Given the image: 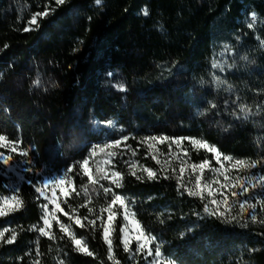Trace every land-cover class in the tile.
Instances as JSON below:
<instances>
[{
    "label": "trees",
    "instance_id": "obj_1",
    "mask_svg": "<svg viewBox=\"0 0 264 264\" xmlns=\"http://www.w3.org/2000/svg\"><path fill=\"white\" fill-rule=\"evenodd\" d=\"M46 8L49 14L30 25L32 15ZM252 13L257 20L250 29ZM26 26L32 30L23 31ZM261 40L264 0H102V5L0 0V134L18 141L36 170L63 172L73 166L69 175L76 192L62 199L61 207L86 227L64 213L59 220L94 253L74 251L56 222L55 239L39 235L41 202L35 182L25 181L18 193L22 207L0 217V231L8 229L5 237L13 230L17 236L12 245L0 242V264H145L143 255L131 259L124 250L120 215L111 238L114 260L108 259L99 221L93 227L83 220L106 218L101 209L111 196L100 184L109 187L110 181L89 184L79 162L102 140L125 137L109 149L122 174L121 186L112 187L165 256L176 264H264V226L242 227L206 215V201L188 195L175 175L155 169L157 179L137 178L127 169L137 158L155 167L139 149L148 136L200 139L237 159L264 157ZM221 46L228 47L231 67L218 86L211 61ZM210 103L217 107L210 109ZM240 104L251 109L247 119L233 115L242 117ZM187 149L194 163L213 160L210 152ZM103 160L97 148L94 177Z\"/></svg>",
    "mask_w": 264,
    "mask_h": 264
},
{
    "label": "snow or ice",
    "instance_id": "obj_2",
    "mask_svg": "<svg viewBox=\"0 0 264 264\" xmlns=\"http://www.w3.org/2000/svg\"><path fill=\"white\" fill-rule=\"evenodd\" d=\"M57 5H63L66 0H55ZM97 5H102V0H95ZM49 14L47 8L44 12L36 13L32 15L29 24L30 25H37L38 17H45ZM143 15L148 16L149 12L147 9L143 11ZM252 23H249L247 26L248 28H254L255 22L257 20V16L255 13L251 14ZM32 30L31 27H25L23 31L28 32ZM261 45L264 46V40L260 41ZM7 47V45H5ZM226 50H227V46ZM247 59V57H244ZM231 67V65H228ZM212 68H220L222 71L224 68L221 66L219 62L213 60ZM109 76L113 74L111 72L108 73ZM214 80L217 82V85L221 83H225L221 81L219 77H214ZM36 85H39V80L34 82ZM118 90L126 91V88L122 84L115 85ZM231 87L230 85L228 86ZM217 105L214 103H210V109L216 108ZM207 111V110H206ZM239 112L242 113V117L237 115L235 112L233 113L237 119L243 118L247 119L249 114L251 113V109L247 107V105L240 104L239 105ZM203 115L204 113H200ZM127 139L126 137L124 138ZM153 141H159L163 143L164 141L168 140V137H150L148 138ZM184 138H175L173 143L176 145H180ZM190 142L193 146L199 145L202 148L207 149L209 152L215 154V159L218 164H220L219 168L211 169L210 161L204 160L199 164L193 163L191 168L193 171L199 170V174L195 177V187L194 188H186L187 194L190 196H199L202 200L205 198V190H207V196L211 197L209 203L204 204L203 212L210 216L214 217L217 220H220L224 223H240L242 227L248 226V221L250 220L252 223L258 222L264 224V218H258L257 208L259 207L260 213H264V173L256 174L252 173L250 175H237L235 177H231L227 174V168L225 167L223 161H233V158L230 156L222 155L218 149L214 146H210L207 144L206 141H200L194 138H189ZM18 141H10L6 135L0 134V148L10 149V154L5 155L4 152H0V163L4 166H10V161H12L13 156L11 153H18L20 157L27 158L29 156V152L27 150H18ZM120 141H114L112 143H107L103 146L97 145L93 146L90 151V157L85 158L82 162H79L80 169L83 172L84 176L88 177V183L91 185L100 184L101 180H109L110 186L104 187L103 184H100L104 194L106 196L110 195L111 199L107 203L106 207L101 209V212L107 213L106 220L102 216H96L94 219H88V217H83V220L87 221L88 225L95 227L97 225V221H99V226L102 228V238L107 245L108 249V259L114 260L115 257L113 255V241L111 239V234L114 231L113 222L116 220L117 216L120 214V210H123V220L125 222L129 219V212L127 208V201L126 198L123 197L121 194L117 193L114 189L119 188L121 186L122 174L119 171H112L111 175L107 171H102V169L98 166L96 171L100 173L98 177H94L90 168V158L96 155L97 148L100 149L101 152L107 148H113L118 146ZM171 150V147L169 148ZM109 159L112 158V153L106 154ZM184 155H187V152H184ZM155 159V157H153ZM25 162L29 165L33 164L31 159L25 160ZM159 163V161H157ZM257 167L264 168V158L260 160H245V159H236L231 165V168L237 173H251L253 169ZM205 169L212 170L216 173H219L223 176V182L218 179H214L211 181L203 180ZM26 172L32 173L34 171L33 167H28L24 169ZM144 171L147 173L148 179H157V173L152 169L145 168ZM73 172V166H69L63 175L60 176H50L45 178L41 181H38L36 184H33V181L29 179L27 182L29 184H33L35 187V191L39 193L41 196L45 197L48 200V203L43 205V215L41 217L43 221V226L38 228V232L40 236L48 237L49 239H55L52 235V222L53 220L59 225V229L62 233H65L70 239L72 244L74 245V251L80 252L85 254L89 257L94 256V253L89 250V247L85 241L76 237V235L71 231L70 226L66 225L65 223L60 222L59 218L57 217L56 213L63 212L65 216H68L69 220H72L73 217L69 215L68 212H65L64 209L61 207L60 203H57L56 197V189L61 188L65 184H68L71 187V182L67 180V176ZM185 169L183 167L180 168V173L183 175ZM39 173L37 172V175ZM136 175L135 172L132 173ZM139 178V177H137ZM165 179L168 177L165 176ZM20 179H24V177H20ZM213 185H218L219 187L215 189L216 195H214ZM184 187V186H182ZM45 189L52 190V197L49 198L45 194ZM13 195L11 196H4L3 202L0 203V217H5L9 214V212H15L22 207V201L20 200L18 194V188H13ZM72 192H76L75 188H72ZM78 194V193H77ZM63 195L69 196L71 192H64ZM219 197V198H217ZM243 197V198H241ZM49 204L53 205V209L51 213H49L48 208ZM211 205V206H210ZM75 209H72V212H75ZM89 213L92 212V209L89 208ZM250 213L247 216L246 214ZM199 215V213H197ZM163 222V221H161ZM134 228L125 231V227L120 229L122 233V244L123 248L126 252L131 251L130 245L135 242L136 249L135 253L137 254H146L147 257H151L148 264H176L174 260L169 259L164 255L162 252L161 245L156 243L153 246V242L155 240L150 234L145 233L138 222H133ZM75 224L79 225L81 228L86 227L80 217H75ZM33 230L36 229V226H32ZM8 229L0 231V242H4L7 245H12L16 239L15 230L12 231L10 237H5V232ZM130 232H135V235H131ZM183 235V234H182ZM63 238V237H61ZM38 244V240H37ZM37 255H40L39 249L37 247ZM34 264H38L34 262ZM60 264H64L61 260ZM116 264H119L116 261Z\"/></svg>",
    "mask_w": 264,
    "mask_h": 264
},
{
    "label": "rangeland",
    "instance_id": "obj_3",
    "mask_svg": "<svg viewBox=\"0 0 264 264\" xmlns=\"http://www.w3.org/2000/svg\"><path fill=\"white\" fill-rule=\"evenodd\" d=\"M221 47H223V46H221ZM230 55L231 54L228 50V47H227V50H226V47H223V49L219 48L214 53L211 62H213V60H216L224 68L223 71L220 68H215V69L213 68V71L215 72V75L217 77L220 78L224 74H227L228 70L230 69V67H228V65H230V57H231ZM150 137H164V136H148V137L144 138L143 141H141L142 143L139 146V149H141V153L143 154V157L150 158L152 160V162L155 163V167L152 168V167L148 166L147 164H145V162L142 161V158H140V159L137 158V159L132 160L130 162V164L127 166L128 171L131 174L133 172H135L136 173L135 176H137L139 178H148L147 173L144 171V169L147 168V169H152L154 171H155V169H157L164 175H168V174L169 175L170 174L175 175L177 177L179 183L181 184V186H184L183 188L185 190H186V188H194L195 187V177H196V175L199 174V170H196V171L192 170L191 165L194 162L190 160L189 151H188L187 147H191L193 150H196V151H200V150H205L207 152H209V151L205 148L200 147L199 145L193 146L191 144L189 138H184L180 145H176L175 143H173V140L175 138H172V139L169 138L168 140L164 141L163 143H160L158 140L153 141V140L148 139ZM194 139H196V138H194ZM197 140H200V139H197ZM114 141H120L119 145H121V143L125 142V139L111 140V141L102 140L100 143L96 144L95 146H97V145L103 146L107 143H112ZM200 141H203V140H200ZM118 146H115V147H118ZM170 147H171V150H169ZM19 149L20 148L18 146V150ZM109 149L110 148L104 149V151L102 152L104 155V160L102 163V170L107 171L109 173V176H110L111 172L116 171V170L113 167L112 158L109 159L106 155L107 153H109ZM185 151L187 152L186 156L184 155ZM0 152H4L5 155H8V154H10V149L0 148ZM212 154H213V160L210 161L211 169L219 168L220 164L217 163V161L215 159V154L214 153H212ZM11 155L13 156V159H12V161H10V166H4L2 163H0V203L3 202L4 196H6V195L11 196L14 194L12 191V189L14 187L18 188V193H19V189H20L22 183L25 181H28L29 179H31L36 184L38 181H41V180L48 178L50 176H60V175H63L65 173V171L57 172V171H54L53 169L48 168V167H45L41 170H36L34 168V162L32 165H29L25 162V160L31 159L30 156H28L27 158H23V157H20L18 155V153H11ZM89 157H90V155L87 158H89ZM153 157H155V159H153ZM232 158H233V161H223L225 167L227 168V174L231 177H235L237 175H250L252 173H256V174L264 173V168H261V167H257L256 169H253L251 173H237L231 168L232 163L237 158H234V157H232ZM261 158H264V157H260L257 160H260ZM92 161H93V157L90 158V168H91V171L93 174ZM157 161H159V163H157ZM196 164H199V163H196ZM30 166L34 168V171L32 173L26 172L24 170ZM181 167H183L185 169V172L183 173V175H181V173H180ZM37 172L39 173L38 175H37ZM20 177H24V179L22 180V179H20ZM214 179H218L221 182H223V176L222 175H220L219 173H216L212 170L205 169L203 180L211 181ZM67 180L69 182H71V187H69L68 184H65L61 188H58L55 190L56 191V197H57V203L61 204V200L65 199L67 197V196L63 195L64 192H71L72 188H74L73 181H72V178L70 177V175L67 176ZM218 187H219L218 185H213L214 195H216L215 189ZM18 193H16V194H18ZM37 194H38V198L41 202L42 215H43V205L45 203H48V200H46L45 197L41 196L39 193H37ZM45 194L49 198H51L53 195L51 189H45ZM217 198H219V197H217ZM241 198H243V197H241ZM204 200L206 201V203H209L211 200V197L207 196V190H205ZM127 208H128V212H129V219L127 222H125L123 220V222H124L123 227H125V225H126L125 231H129V230L133 229L134 228L133 222H138V220L135 216V213L132 210V207L130 206V204L128 202H127ZM52 209H53V205L49 204V208H48L49 213H51ZM60 213H63V212L56 213L58 218H59ZM257 214H258V218H264V213H260L259 207L257 208ZM119 215L123 219V210H120ZM248 215H250V213L246 214V218ZM106 218H107V213H106ZM106 218H105V220H106ZM73 220L75 221V217H73ZM115 221L113 222V226L115 224ZM55 222L56 221L53 220L52 226ZM248 224L257 225V226L258 225L264 226V224L259 223V219H258V222H256V223H252L249 220ZM42 226H43V221H42ZM140 227H141V225H140ZM141 229L143 230L142 227H141ZM130 234L134 236L135 232H130ZM111 238H112V234H111ZM156 243H158V242L156 240H154L153 246ZM130 249H131V251H129V253H130L131 259H135L139 255H143L144 263L148 264L151 257H147L146 254L135 253V249H136L135 242H133L130 245Z\"/></svg>",
    "mask_w": 264,
    "mask_h": 264
}]
</instances>
